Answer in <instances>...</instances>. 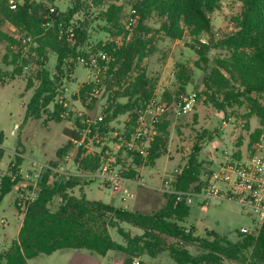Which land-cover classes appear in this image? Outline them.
<instances>
[{"label":"trees","instance_id":"obj_1","mask_svg":"<svg viewBox=\"0 0 264 264\" xmlns=\"http://www.w3.org/2000/svg\"><path fill=\"white\" fill-rule=\"evenodd\" d=\"M222 1L74 0L72 8L61 12L55 6L56 0H20L14 9L10 8V0H0V23L12 25L19 33L18 36L10 35L0 26V41L7 45L3 62L15 68L14 75L22 74L24 67L29 65L39 69L36 73L38 86L27 105L25 122L31 118L41 119L51 106L53 121H71L74 113L64 105V101H68L62 89L65 80H69L79 66V57L89 59L101 51L108 53L109 63L100 60V66L105 69L98 78L101 82L86 83L79 96L74 95V99L83 100L89 110L97 104L102 88L109 95L103 121L91 125V131L74 157L78 172H98L106 162L107 148L90 154L87 153L89 144L112 134V124L121 116L130 117L128 133L129 126L135 124L137 112L154 98L160 75H149L144 62L156 53L157 37L160 35L171 41H183L188 37L191 40L189 47L198 56L195 67L204 73V101L225 115L229 109H245L247 119L259 120L260 126L251 134L248 146L253 154L264 135V0H236L241 9L229 18L230 31H216L213 15L221 10ZM89 5L100 10L96 19L104 24L103 32L111 38L127 36L126 8L136 9L137 23L131 39L124 40L120 46L110 40L99 43L93 51H84L90 22L75 21V18ZM152 21L160 27L155 29ZM27 37L33 39L29 53L23 45V39ZM203 38H207L206 42ZM49 51L56 53L58 58L54 74L45 69ZM213 52L216 54L212 55ZM0 78L3 79L1 72ZM192 78L193 70L182 68L177 73L178 89L165 91L162 100L167 111L156 128L149 156L143 158L124 149L119 151V155L126 152L132 159L130 170L123 171L125 177L136 178V169L154 165L166 153L169 110L178 108L179 97L185 94ZM36 80H28V90L33 88ZM195 96L198 100L199 96ZM66 113L69 116L65 117ZM87 121L82 116L75 119V128L67 131L68 144L58 151L59 159L72 151L75 141L83 139V132L89 129ZM246 129L250 130L248 124ZM2 142L3 135L0 134V144ZM200 151L201 147L196 145L188 163L177 171L173 182L177 191L200 189L204 176L198 160ZM233 158L242 157L238 153ZM22 164L23 156L19 153L9 174L0 182V205L25 181ZM53 166L58 167V163ZM52 173L50 170L43 173L39 181L40 192L23 217L18 239L8 251L0 252V264H27L28 260L41 254L52 255L66 249H86L102 256L121 251L127 256L125 264H134L135 259L144 256L156 259L165 252L175 264H226L228 261L264 264V226L257 235L241 232L237 241L215 232H208L201 238L196 236L194 227L186 232L183 223L190 216L192 205L179 200L176 194L165 193L164 206L159 211L145 214L78 198L69 191L80 185L79 178L51 183ZM21 194L26 192L21 190ZM57 196L61 197V203L54 211L51 205ZM16 205L18 207V202ZM125 223L142 234L133 235L122 226ZM111 230L117 231L124 245L113 240ZM191 248L197 253L193 254Z\"/></svg>","mask_w":264,"mask_h":264},{"label":"rangeland","instance_id":"obj_2","mask_svg":"<svg viewBox=\"0 0 264 264\" xmlns=\"http://www.w3.org/2000/svg\"><path fill=\"white\" fill-rule=\"evenodd\" d=\"M30 1L41 2L43 0ZM10 2L16 4L20 0H10ZM73 5L74 0H56L55 2V6L61 12L68 11ZM131 9L132 6L126 8V16ZM240 9L241 5L236 0H223L221 10L213 15L215 30L230 31L229 18ZM99 12L98 8L89 5L83 13L75 18V21L88 20L90 22L88 39L83 46L84 51H93L99 43L115 39L103 32L104 24L96 19ZM151 24L155 29L160 27L155 21H152ZM0 26L10 35H19L17 29L8 23H0ZM126 32L127 40H130L132 33ZM124 35L120 37L126 38ZM203 40L206 41L207 38H203ZM189 44H191V40L188 37L183 41H171L159 35L156 41V53L144 62V67L149 75H160V82L154 94L158 100L163 99L166 90L176 91L178 89L177 73L182 68L193 70L192 82L187 86L185 94L192 97L198 95L199 99L195 98L192 109L188 113H181L178 108H170L167 118L169 127L167 129L166 153L161 155L154 165H145L136 169V178H132L134 182L125 184L129 191L128 194H125L115 192L101 178H86L82 176L83 173L78 172L74 162V157L79 151L78 146L75 145L72 151L62 159L58 157V151L68 144L67 131L75 128L74 121L78 116L92 121L103 116L109 96L108 93H105V88L100 90L98 102L92 110H89L80 98L74 99V95L79 96L84 84L96 77L100 78L102 73L95 72L94 77L92 70L78 64L79 66L69 80H65L64 87L69 89L66 92L69 111L74 113L71 121L65 120L61 123L53 121L50 117L53 112L51 106L41 119L31 118L25 122L27 105L38 86L36 73L39 69L34 65H29L28 68L24 67L22 74L14 75L15 68L3 62L7 45L6 42L0 41V72L3 77V79L0 78V134L3 135V142L0 144V182L3 177L9 174L11 165L16 162V155L21 153L24 178L25 175L33 174L36 171L33 162L51 165L57 162L63 173H52L51 183L67 182L72 177H77L80 180V185L71 189L70 194L90 201H100L117 208L151 214L164 206L166 186L173 185L177 171L188 163L196 145L201 147L198 160L203 166L202 171L206 174L217 169L226 158H233L238 153L242 158L249 157L251 155L248 148L250 136L260 126L259 120L257 118L247 119L245 109H229L228 114L225 115L204 101L205 97L202 95L204 73L196 69L195 63L198 56L189 47ZM215 54L213 52L212 55ZM48 58L45 69L54 74L57 54L49 51ZM30 78L36 81H34L33 88L28 90ZM129 123V115L118 118L112 124V134L101 143L92 141L87 153L97 154L102 152L103 148H107V158L112 157L116 161L117 169L130 170L132 159L126 152L119 155L120 152L114 148L115 133L126 132ZM247 124L250 126L249 131L246 129ZM128 130H132V126H129ZM260 145L263 146L261 150L264 156V137H262ZM108 150L112 155L107 154ZM24 180L19 187L5 197L0 205V252L8 251L13 242L18 239L23 215L16 204L22 195L20 190H26V187L31 183L26 178ZM60 203L61 197L57 196L51 205L52 210H57ZM2 221L5 223L3 224ZM122 226L130 230L133 235L142 234L140 230L131 228L129 224L125 223ZM183 226L194 227L196 236L201 238L206 237L208 232H215L232 241H237L243 229L253 232L257 225L253 216L240 206L223 202L212 203L206 207L192 205L191 214ZM111 236L115 242L124 245L123 239L116 230H111ZM190 250L193 254L197 253L193 248ZM126 258V254L121 251H111L106 256H102L86 249H66L52 255L41 254L28 260L27 264H125ZM138 261L143 264H175L167 252L160 254L156 259L144 256L135 259L134 262ZM226 264L242 263L228 261Z\"/></svg>","mask_w":264,"mask_h":264},{"label":"built area","instance_id":"obj_3","mask_svg":"<svg viewBox=\"0 0 264 264\" xmlns=\"http://www.w3.org/2000/svg\"><path fill=\"white\" fill-rule=\"evenodd\" d=\"M16 4H11L10 8L14 9ZM53 12L54 9H51ZM137 10L132 8L124 21L125 30L133 33V29L137 23ZM126 38L120 36L114 39L117 46H120ZM131 39V38H130ZM129 41V40H128ZM206 42L205 40H202ZM33 39L27 37L23 39L24 49L29 53ZM100 60L106 63L111 61V57L106 52H99L92 58H78V64L84 65L86 68L95 72L102 73L105 69L100 66ZM93 78V77H92ZM101 82L98 77L92 79L91 82ZM69 89L64 87L63 91L66 92ZM96 94L99 91H95ZM195 95L187 96L182 94L178 100V109L181 113H188L192 109V105L195 102ZM65 107H68V101H64ZM167 108L163 100H158L156 96L152 98L141 110L137 112V118L135 124L132 126V130L128 133H115L116 142L114 148L120 151L124 149L128 152L136 153L137 155L147 158L150 154L149 148L151 142L154 140V136L157 134L156 128L163 120V116L166 113ZM69 116V113L65 114V117ZM103 121V116H100L98 120H88L89 129L83 132V139L81 141H75L76 146L82 145L85 138L91 131V125ZM264 137V136H263ZM98 138L97 143H101L102 140L107 139ZM262 145H259L257 151L246 158H226L224 162L219 164L218 168L211 170L209 173H204L202 185L199 190H187L177 191L172 186H166V193L176 194L179 200H185L188 204L200 205L203 207L209 206L212 203L229 202L240 206L244 211L250 213L254 221L256 222V228L253 232L248 229H243L244 234H258L261 228L264 226V156L262 155ZM108 155H112L110 150L107 151ZM116 161L110 157L106 159V162L100 168L98 172L86 173L82 175L86 178H101L103 179L115 192H121L128 194L126 189V183H133V179H129L124 176L123 171L115 167ZM33 167L36 171L32 174L25 175V178L29 180L30 186L26 187L25 195H21L18 200V207L23 215L29 210L30 205L36 200L39 192V181L42 175L47 170L53 173H63L61 167H55L48 163L33 162ZM22 173V171H21ZM23 174V173H22ZM24 178V179H25ZM139 184L143 185L141 182ZM21 191V190H20ZM4 224L5 222L2 221ZM186 232L189 233L190 229L187 228ZM134 264H140L134 262Z\"/></svg>","mask_w":264,"mask_h":264},{"label":"crops","instance_id":"obj_4","mask_svg":"<svg viewBox=\"0 0 264 264\" xmlns=\"http://www.w3.org/2000/svg\"><path fill=\"white\" fill-rule=\"evenodd\" d=\"M78 175H80V174H78Z\"/></svg>","mask_w":264,"mask_h":264}]
</instances>
